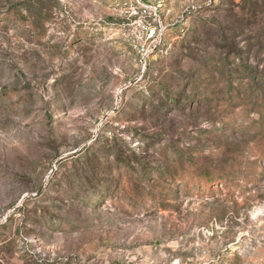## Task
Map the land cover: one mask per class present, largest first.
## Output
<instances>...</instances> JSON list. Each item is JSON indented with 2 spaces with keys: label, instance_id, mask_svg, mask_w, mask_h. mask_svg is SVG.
<instances>
[{
  "label": "rangeland",
  "instance_id": "1",
  "mask_svg": "<svg viewBox=\"0 0 264 264\" xmlns=\"http://www.w3.org/2000/svg\"><path fill=\"white\" fill-rule=\"evenodd\" d=\"M132 1L0 0V264H264V0Z\"/></svg>",
  "mask_w": 264,
  "mask_h": 264
},
{
  "label": "trees",
  "instance_id": "2",
  "mask_svg": "<svg viewBox=\"0 0 264 264\" xmlns=\"http://www.w3.org/2000/svg\"><path fill=\"white\" fill-rule=\"evenodd\" d=\"M15 13L16 12H14V14ZM227 100L230 101L233 110H236L237 106H234V102L239 103L240 95L234 89H232V91L228 95ZM261 106L264 112V103H262ZM117 158L116 172L118 173V177L120 178V180H123L126 183L125 192L137 201H140L141 198L143 200V195L137 189L138 186H141V178L139 173H137V171L134 169H129L130 165H128L125 159L121 158L120 156H118ZM182 164H185V167H188L187 170L191 168L188 165L187 159H183L181 165H178L180 166V169H182ZM221 180L222 179L219 176L217 177L210 170L195 171V169H191V171H188V177H180V181L183 182L185 188L191 187L192 189L196 190L200 196H205L206 194H212L213 192H215L214 189H211L213 188V183L221 182Z\"/></svg>",
  "mask_w": 264,
  "mask_h": 264
},
{
  "label": "built area",
  "instance_id": "3",
  "mask_svg": "<svg viewBox=\"0 0 264 264\" xmlns=\"http://www.w3.org/2000/svg\"><path fill=\"white\" fill-rule=\"evenodd\" d=\"M162 8L146 0H134L125 8L133 32L142 35L146 45L150 44L153 49L159 46L167 30Z\"/></svg>",
  "mask_w": 264,
  "mask_h": 264
}]
</instances>
